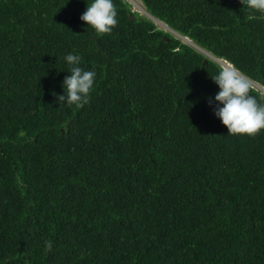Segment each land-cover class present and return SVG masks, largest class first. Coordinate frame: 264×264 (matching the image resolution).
I'll list each match as a JSON object with an SVG mask.
<instances>
[{"label":"trees","instance_id":"trees-1","mask_svg":"<svg viewBox=\"0 0 264 264\" xmlns=\"http://www.w3.org/2000/svg\"><path fill=\"white\" fill-rule=\"evenodd\" d=\"M142 2L201 51L126 0H0V264H264V0Z\"/></svg>","mask_w":264,"mask_h":264},{"label":"rangeland","instance_id":"rangeland-1","mask_svg":"<svg viewBox=\"0 0 264 264\" xmlns=\"http://www.w3.org/2000/svg\"><path fill=\"white\" fill-rule=\"evenodd\" d=\"M127 2H129L132 6L133 11L138 12L140 15H145L148 18L152 19L154 21V23L156 24V26L159 29H162L172 35H174L177 38H180L181 40H183L184 42L188 43V44H192L194 45V47H196V45L190 41L188 38L183 37L182 35H180L179 33H177L176 31H174L172 28H170L166 23H164L163 21H160L159 19L154 18L153 16H151L145 9L142 0H126ZM197 49H199L198 47H196ZM200 50V49H199ZM201 51V50H200ZM205 53V52H203ZM206 54V53H205ZM209 58L213 59V57H211L210 55L206 54ZM213 60L216 61V59L214 58ZM218 62V61H217ZM219 63V62H218ZM222 63V62H221ZM219 63L221 66L222 64ZM224 71L229 74V75H235V76H239L241 77V75L238 74V72L234 71V69L231 67L227 68L222 66ZM250 85H252L254 88L260 90L263 94H264V89H262L261 87H259L256 84H252L250 81H247Z\"/></svg>","mask_w":264,"mask_h":264},{"label":"bare ground","instance_id":"bare-ground-1","mask_svg":"<svg viewBox=\"0 0 264 264\" xmlns=\"http://www.w3.org/2000/svg\"><path fill=\"white\" fill-rule=\"evenodd\" d=\"M212 57V56H211ZM214 59V58H213ZM221 63V62H220ZM222 64V66H224V67H227V68H229L230 66L228 65V64H226V63H224V62H222L221 63ZM231 68V67H230Z\"/></svg>","mask_w":264,"mask_h":264}]
</instances>
